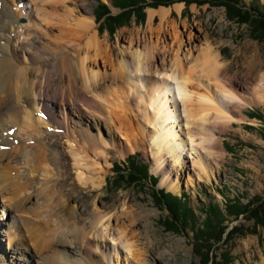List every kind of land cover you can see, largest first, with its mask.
<instances>
[{"label": "bare ground", "instance_id": "obj_1", "mask_svg": "<svg viewBox=\"0 0 264 264\" xmlns=\"http://www.w3.org/2000/svg\"><path fill=\"white\" fill-rule=\"evenodd\" d=\"M88 8L0 0V264H164L133 194L103 200L110 160L149 151L177 192V173L216 165L221 132L264 103V73L230 74L169 7L125 44L100 38Z\"/></svg>", "mask_w": 264, "mask_h": 264}, {"label": "rangeland", "instance_id": "obj_2", "mask_svg": "<svg viewBox=\"0 0 264 264\" xmlns=\"http://www.w3.org/2000/svg\"><path fill=\"white\" fill-rule=\"evenodd\" d=\"M127 1L87 0L88 9L93 11V15L94 11L99 13L98 19L96 20L95 15L93 21L100 38H106L112 43L118 39L125 44L132 31L147 34L148 9L165 6L170 8L168 22H174L181 30L183 21H186L188 31L191 30L199 37L196 39L197 45L209 40L220 53V58L228 66L230 74L236 73V76L243 77L247 73H264V36L262 39H256L255 36L263 35L264 32L252 31L256 27L254 17L257 12L253 11L254 17L250 22L240 23L237 18L228 17L225 5H213L206 0H192L189 4L179 0L156 6L151 5L152 0H133L131 2L134 5L123 6L122 3ZM240 1L245 7L251 6L264 12V0ZM176 3L182 4L180 13L174 9ZM137 6L141 8L138 11L135 9L128 17L122 16L118 23L106 19L108 14L115 16ZM107 9L110 13L106 14ZM74 14L80 17L84 13L79 11ZM158 21V17L153 20L154 27L158 25ZM241 116L244 118L234 121L221 132L224 154L219 157L217 164L208 165L205 173L195 169L182 174L178 172L180 190L177 192L168 190L167 186L161 184L162 172L153 170L154 160L149 151L147 158L141 150H136L122 159L110 160L113 165L109 169L104 168L107 172L101 189L103 200L111 201L123 196L125 192L133 194L135 201L147 210L145 213L148 233L153 248L156 249L160 244L171 249L163 256L164 264H264V225L256 223L253 218L245 217V214L237 216L230 213L233 208L226 211L224 205L226 201H232L241 208L243 205H251L252 202L264 201V103L244 105ZM196 154L197 152L192 151L191 155ZM132 156L148 165V178L125 185L124 180L117 177L116 171L121 166H126V163L130 164ZM151 175L156 177L153 180L155 184ZM154 189L178 197L182 205L180 208L188 206L187 218L181 219L176 212L171 211L168 198L162 202L155 200L152 194ZM99 192V189L93 192L89 190L93 195ZM210 203L219 207L221 215L206 216V208ZM254 206L252 204L250 207ZM219 235L222 239L217 242ZM3 244L6 246L5 242Z\"/></svg>", "mask_w": 264, "mask_h": 264}, {"label": "trees", "instance_id": "obj_3", "mask_svg": "<svg viewBox=\"0 0 264 264\" xmlns=\"http://www.w3.org/2000/svg\"><path fill=\"white\" fill-rule=\"evenodd\" d=\"M122 1V0H121ZM127 1V0H126ZM131 1L133 0H129L127 2L122 3V5H134ZM153 3L151 5L156 6L157 4H164L167 5L169 3H173L175 1H179V0H152ZM180 1H185L187 4H189L190 2H192V0H180ZM195 1V0H193ZM200 1H204L205 0H200ZM206 2L211 3L213 5H225L226 8V13L228 14V17H230V19L237 18L240 23H248L250 22V19H252L253 16V11L257 12V15H255V23H256V27L252 28V31L254 33H261L264 32V12L262 11H258L253 7H245V5L243 4V2H241L240 0H206ZM240 4V5H239ZM103 6L106 8V5L103 4ZM126 6V7H127ZM104 8V9H105ZM134 9H126L124 12H121L120 14H117L114 16L113 15H107L106 19H108L109 21H113L114 23L117 22L122 18V16H130V14L133 11H138V9H140L141 7H133ZM136 9V10H135ZM256 10V11H255ZM106 14L110 13L109 10H106ZM95 15H96V20L99 17V13L94 11ZM100 30V27H99ZM257 38L256 39H262L263 35H259L256 34L255 35ZM257 114H255L256 116ZM259 115V114H258ZM130 164L126 163V166H121L117 172V177H119L121 180H124V184L125 185H129V183L133 182V181H140L143 179H147L148 178V168H147V164L140 162L137 158L133 157L131 158ZM115 166V165H114ZM152 178V182L153 184H155V182L153 180H156V177H154V175H151ZM150 179V178H149ZM123 182V181H122ZM154 194V199L157 200L158 202H162V200H164L165 198H168V203L169 206L171 207V211H173L174 213L176 212L178 217H180L181 219L187 218L188 214H189V210H188V206H184V208H180L182 207V205H180L179 202V198L176 196H173L172 194L169 193H164L162 190H153ZM251 203V202H250ZM255 205L254 207H250L251 205ZM251 205H243L240 206L235 205L234 202L232 201H226V203L224 204L226 207V211L227 209H231L233 210L230 213L236 214L237 216L240 214H245V217L248 218H253L255 220L256 223L259 224H263L264 225V201L260 202H252ZM219 207L215 204V203H210L208 204V208H206V216L208 217L209 215H211L212 217H215L216 215H221L220 213V209H218ZM172 222V219H171ZM174 225V223L172 224ZM225 228V227H224ZM235 229V228H234ZM224 230L222 231L221 235H223ZM232 232H230L231 234ZM219 235L220 237L218 238L217 242L221 241L222 236Z\"/></svg>", "mask_w": 264, "mask_h": 264}]
</instances>
